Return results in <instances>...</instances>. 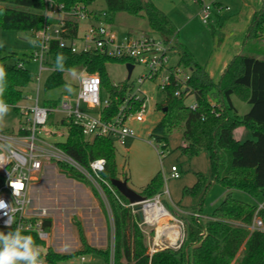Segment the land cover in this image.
Masks as SVG:
<instances>
[{
  "label": "trees",
  "instance_id": "16d2710c",
  "mask_svg": "<svg viewBox=\"0 0 264 264\" xmlns=\"http://www.w3.org/2000/svg\"><path fill=\"white\" fill-rule=\"evenodd\" d=\"M67 5L74 3H93L96 0H62ZM109 20L114 21L117 12H125L133 16L145 18L151 31L160 34L165 42H171L176 29L167 14L159 9L151 0H101ZM8 5L0 6V27L2 29L26 30L31 33L44 23L41 13L43 0H0ZM212 16L224 10V5L214 0ZM212 18V17H211ZM73 22V21H72ZM213 35L218 31L214 24L208 23ZM77 23H72L71 36L76 33ZM219 24H217V28ZM264 31V5L255 11L247 28L245 44L248 53L234 55L228 62L218 80L208 74L184 44L178 47L177 66L188 68L190 76L186 82L188 95H193L196 103L191 109L186 104V95L175 96L178 84L172 79L163 91L162 101L156 104L162 114L153 127L151 135L158 141L167 144V134L175 128L181 130V152L192 157L206 152L209 160L211 178L197 173L195 182L184 188V192L196 197L204 195L212 181L221 183L226 193L221 202L212 210L204 223L193 218L187 219L186 239L179 248L163 247L149 253L148 237L139 226L131 208L124 204L128 200L116 189V195L104 186V194L108 199L113 221V245L104 249L87 245L82 230L79 236L82 248L73 253H58L43 240L31 235L35 244L42 245L46 257L54 264L66 261L79 255L97 253L109 263L112 251V264H264V209L258 210L263 222L262 229H250L257 209L252 204L233 197L232 190L239 189L252 196L264 194V44L261 34ZM250 41H254V44ZM249 43V44H248ZM51 64L54 70L48 73L44 89L48 90L64 83V71L85 69L97 72L103 87L111 94L109 108L104 118L112 117L128 87L127 80L112 83L108 79L106 63L123 62L127 59L110 58L99 53H71L52 42L50 47ZM21 63H8L6 57H0V68L4 70L3 93L0 100L14 104L24 95L22 88L31 80L29 71ZM215 93L216 101L210 99ZM231 95L247 101L250 108L244 114H238L231 101ZM56 102V101H55ZM138 102L135 103V107ZM165 108V110H163ZM67 128L65 141L59 146L83 167L98 158L105 160L102 178L126 179L118 168L114 142L107 137L95 135L86 137L83 129L72 121L62 120ZM248 128L252 138L240 141L233 136L236 127ZM60 170L78 181L92 187L95 195L98 192L89 180L79 171L62 162H56ZM163 186V178L157 172L141 188L139 193L144 198L152 197ZM124 204H121V202ZM198 209L201 211L199 205ZM43 226L48 231L51 227L49 217H43Z\"/></svg>",
  "mask_w": 264,
  "mask_h": 264
},
{
  "label": "built area",
  "instance_id": "2783aa9c",
  "mask_svg": "<svg viewBox=\"0 0 264 264\" xmlns=\"http://www.w3.org/2000/svg\"><path fill=\"white\" fill-rule=\"evenodd\" d=\"M190 1L199 5V20L207 25L211 21L212 6L204 4L203 0ZM91 5L92 3L83 2L67 5L62 0H43L41 13L44 23L40 29L32 32L34 49L29 55L32 61L39 62L38 74L35 77L36 96L32 98L24 95L14 104L4 102L8 105V111L16 117V125L11 127L2 126L0 121V232L5 235L20 228L22 235H33L43 241L48 239L49 231L43 226L42 219L45 215H33L27 209L31 182L35 179V174L44 167L47 158L68 164L79 171L99 194L103 193L105 196L104 186L113 194L116 193L110 181L102 178L101 172L105 168L103 158L92 160L89 167L85 168L59 146L61 142L49 143L41 135L48 131L52 135H65L66 139L67 128L62 120H70L83 129L86 137L104 136L114 143L125 144L127 138L135 137L128 121L145 119L147 98L139 87L144 81L160 77L158 86L164 91L173 79L178 84L174 91L175 96L189 94L186 82L190 71L184 73L186 68L177 65L166 66L170 42H165L160 36L144 33L138 36L125 33L117 38L113 22L109 20L104 6ZM224 9L229 7L224 6ZM72 21L77 23L74 36H71ZM81 21L86 22L87 27L83 34L79 35ZM261 40L264 44V31ZM52 42L71 53L93 52L110 58L127 59L126 63L133 64V67L135 64L142 65L145 71L137 77L138 87L135 91H132L127 78V91L115 114L110 118L103 117L110 106V92L103 87L97 72H88L84 68L78 73L75 70H65L76 76L74 93L63 94L54 105L46 106L39 103V81L42 72L50 73L54 70L52 65L50 68L43 65L45 56H50ZM18 66L23 64L19 63ZM102 92L107 95L103 96ZM188 106L193 109L196 103ZM53 115H56L54 121ZM49 122L55 123L61 129L49 130ZM169 175L173 178L179 177L176 165H171ZM124 205L129 206L132 213L139 216L141 222L138 224L154 226L149 244L150 254L163 247L176 249L183 245L187 234L186 223L182 219L185 213L197 221L203 217L208 219V216H204L198 209L184 212L178 208V216H173L161 202L159 192L151 198ZM261 208V205L257 206L252 223L248 225L251 230L263 228V222L257 213ZM35 245L40 249L41 264H54L47 259L45 248L40 244ZM76 258L78 264H86L85 255Z\"/></svg>",
  "mask_w": 264,
  "mask_h": 264
},
{
  "label": "rangeland",
  "instance_id": "374dc122",
  "mask_svg": "<svg viewBox=\"0 0 264 264\" xmlns=\"http://www.w3.org/2000/svg\"><path fill=\"white\" fill-rule=\"evenodd\" d=\"M151 1L169 16L176 29L175 37L170 42L167 51L166 66L174 67L177 65L178 47L175 45L176 43L184 44L200 64L204 63L211 50L216 48V44L220 40L219 34L213 35L208 24L204 25L200 22L198 14H196L198 4L190 0ZM213 1L203 0V3L212 5ZM262 2L264 4V0ZM5 5L8 4L0 2V6ZM91 6L101 7L103 2L96 0ZM185 22L188 24V28L181 30V24ZM113 26L117 38L125 33H131L133 36L143 33L150 36H160L159 33L149 29L144 17L133 16L125 12L115 14ZM86 27L87 23L81 21L78 34L82 35ZM251 43L254 44V41H250ZM248 47V45L245 47L243 53H248ZM33 49V35L30 31L2 29L0 27V57H6L8 63L19 61L29 71L31 80L22 88V91L23 95L35 98L37 86L35 77L38 74L39 62L32 61L29 57ZM43 62L44 66L51 67L50 56H45ZM105 66L108 79L112 83L127 80L125 63L111 61L107 62ZM144 71L142 65H134L128 78L132 91L137 89L136 79ZM188 71V68L183 70L184 73H188ZM47 75V72H42L39 81L38 98L40 104L54 105L55 101H58L63 94L74 93L76 76L73 73L64 71V83L45 90L43 85ZM159 82L160 77H156L153 80L144 81L139 86L147 98L145 119L144 121L130 119L128 125L135 137L127 138L125 144L114 143L119 171L127 177V185L136 192L140 191L153 175L160 172L163 178V186L159 191L160 200L173 216H178V208L184 212H191L200 205L202 214L210 218L213 208L221 202L226 193L225 187L219 182L212 181L204 195L193 197L184 192L185 187H189L195 182L197 173H203L208 179L211 178L206 152L202 151L192 157L184 155L179 148L183 141L181 130L178 128L167 134L165 147L162 146L164 142H158L151 135L153 127L162 114L156 108V104L162 101L164 97L163 91L158 86ZM102 95L106 96L107 94L102 92ZM210 99L216 101L215 93L210 95ZM231 101L238 114H244L250 108L247 101L238 98L236 95H231ZM194 102L193 95L186 99L188 105ZM54 119H56V115H53V121ZM1 123L6 128L14 126L16 125V117L8 111ZM59 128L53 122L48 124L49 130H58ZM233 136L240 141L252 138L250 129L241 126L233 130ZM41 137L52 144L65 140V135H52L48 131ZM171 165L177 166L179 177H170ZM232 195L257 206L261 205L264 209V194L262 193L252 196L245 191L233 189ZM27 209L33 215L42 214L50 218L49 237L45 242L55 252L67 254L80 250L82 245L79 228L82 230L88 246L101 249L109 246L112 250L113 221L107 197L103 193L95 195L90 185L63 173L54 159H45L44 167L35 174V179L31 182ZM134 215L140 223L139 216L136 213ZM190 218L189 214L186 213L182 216L184 221ZM206 220L205 217L201 218L203 223ZM139 226L146 233L150 230L153 231L154 227L145 223H141ZM150 242L148 237V244ZM85 257L86 264H112V251L109 254V263H106L103 256L97 253L86 254ZM75 258H70V260L77 261ZM60 263L67 264V261Z\"/></svg>",
  "mask_w": 264,
  "mask_h": 264
},
{
  "label": "crops",
  "instance_id": "0c3cea01",
  "mask_svg": "<svg viewBox=\"0 0 264 264\" xmlns=\"http://www.w3.org/2000/svg\"><path fill=\"white\" fill-rule=\"evenodd\" d=\"M216 1L224 6H228L229 9H224L213 14L210 21V23L214 24L217 29L220 41L216 44V48L211 50L208 58L202 63V65L214 81L219 79L231 58L245 50V47L247 46V44H245V37L247 35V28L250 24L251 17L255 11L259 10L264 5L262 0ZM196 14H198V5L196 8ZM217 24H219L218 28ZM181 28V30L187 29L188 24L186 22L181 24ZM66 261L67 264H78V259L77 261L72 259Z\"/></svg>",
  "mask_w": 264,
  "mask_h": 264
},
{
  "label": "clouds",
  "instance_id": "9594fccd",
  "mask_svg": "<svg viewBox=\"0 0 264 264\" xmlns=\"http://www.w3.org/2000/svg\"><path fill=\"white\" fill-rule=\"evenodd\" d=\"M4 70L0 68V95L3 93ZM9 108L0 100V121ZM40 249L30 235H22L21 229L5 235L0 232V264H41Z\"/></svg>",
  "mask_w": 264,
  "mask_h": 264
},
{
  "label": "water",
  "instance_id": "95a60500",
  "mask_svg": "<svg viewBox=\"0 0 264 264\" xmlns=\"http://www.w3.org/2000/svg\"><path fill=\"white\" fill-rule=\"evenodd\" d=\"M125 67L127 70V78H129L133 68V64L128 62L125 64ZM163 110H165V108ZM110 183L123 197L128 200L129 203H137L144 199L142 195H140L127 185L126 179L112 178L110 180Z\"/></svg>",
  "mask_w": 264,
  "mask_h": 264
}]
</instances>
